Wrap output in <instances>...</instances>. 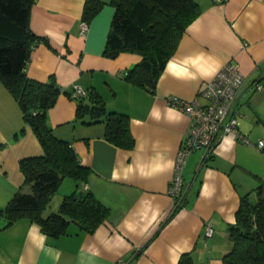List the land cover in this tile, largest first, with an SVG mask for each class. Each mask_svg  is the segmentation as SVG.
I'll list each match as a JSON object with an SVG mask.
<instances>
[{"label":"crops","instance_id":"obj_1","mask_svg":"<svg viewBox=\"0 0 264 264\" xmlns=\"http://www.w3.org/2000/svg\"><path fill=\"white\" fill-rule=\"evenodd\" d=\"M85 1L35 0L29 27L42 40L31 49L26 76L42 82L53 77L70 93L74 85L92 87L107 110L128 114L134 145L125 149L106 140L101 122L73 121L76 99L60 93L47 112L48 123L89 168L82 189L106 204L110 214L93 232L70 223L58 236L27 218L4 227L0 215V264H176L187 251L195 264H223L240 196L252 185L264 186V154L255 147L264 139V0L198 2L201 11L182 33L153 93L125 79L140 60L138 53L103 54L114 11L110 0H100L103 4L81 31ZM226 62L237 63L244 76L236 123L247 142L230 134L219 137L203 163L201 149L191 152L182 171L189 184L185 202L169 216L168 186L191 121L167 97H198ZM41 153L0 80V209L14 192L28 190L19 160ZM207 224L213 230L208 237L203 235Z\"/></svg>","mask_w":264,"mask_h":264},{"label":"trees","instance_id":"obj_2","mask_svg":"<svg viewBox=\"0 0 264 264\" xmlns=\"http://www.w3.org/2000/svg\"><path fill=\"white\" fill-rule=\"evenodd\" d=\"M34 2L0 0V80L17 101L24 124L42 148L41 154L19 160L23 185L28 191L14 192L0 209V215L5 219L4 227L27 218L50 236L66 233L70 223L93 232L108 218L110 208L92 192L82 189L89 168L80 163L69 141L53 133L47 120V112L59 94L71 93L62 89L53 77L42 82L25 73L32 47L42 40L29 27ZM110 3L114 11L103 54L112 57L121 51L138 53L140 60L126 72L125 79L153 93L182 33L201 8L196 0H110ZM102 4L100 0H86L82 20L87 23ZM75 99L73 121L101 122L106 140L121 148L133 147L128 114L107 110L92 87ZM64 177L72 179L75 187L62 197L57 208L49 210L50 200ZM184 202L185 199L172 208L169 216ZM228 240L230 246L222 255L223 264H264V186L259 184L240 196L234 222L228 227ZM176 264H195L191 251L181 253Z\"/></svg>","mask_w":264,"mask_h":264},{"label":"built area","instance_id":"obj_3","mask_svg":"<svg viewBox=\"0 0 264 264\" xmlns=\"http://www.w3.org/2000/svg\"><path fill=\"white\" fill-rule=\"evenodd\" d=\"M81 31L87 28V23L82 21ZM244 76L239 65L234 62H226L216 74L200 89L198 97L184 99L176 96H168L167 102L174 108L184 112L191 121L189 130L177 150L172 179L168 186V194L171 197L172 208H175L186 198L189 184L184 182L182 171L185 162L191 152L201 149L200 163H203L214 148L218 138L230 134L242 142L247 139L237 129V117L240 115L236 108V97L243 85ZM255 89L260 90L261 85L255 84ZM71 95L73 98L85 95V89L74 85ZM258 151L264 154V139H258L255 143ZM211 225L204 227L203 235L212 234Z\"/></svg>","mask_w":264,"mask_h":264},{"label":"rangeland","instance_id":"obj_4","mask_svg":"<svg viewBox=\"0 0 264 264\" xmlns=\"http://www.w3.org/2000/svg\"><path fill=\"white\" fill-rule=\"evenodd\" d=\"M197 2H202L203 0H196ZM239 117V116H238ZM237 117V119H238ZM241 120V118H239ZM242 121V120H241ZM256 184L252 187V191L253 188H255ZM74 188V182L72 179H70L69 177H64L58 190L54 193V195L52 196V199L50 200V203L48 205V208L52 207V206H58L60 203V199L63 195L70 193ZM28 190L24 191L27 192ZM54 208V207H52Z\"/></svg>","mask_w":264,"mask_h":264}]
</instances>
